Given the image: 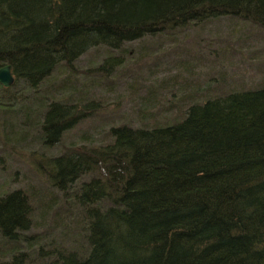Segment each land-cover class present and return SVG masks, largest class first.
<instances>
[{"label": "trees", "instance_id": "16d2710c", "mask_svg": "<svg viewBox=\"0 0 264 264\" xmlns=\"http://www.w3.org/2000/svg\"><path fill=\"white\" fill-rule=\"evenodd\" d=\"M225 17L264 34V0H0V65L14 78L0 83V141L15 123L34 127L40 149L28 160L45 179L1 187L0 264H264L263 80L189 85L183 66L160 82L163 95L147 84L137 124L108 116L84 87L68 92L70 76L48 77L97 46L107 54L82 71L107 77L124 62L109 49ZM98 117L96 141L83 130L44 152Z\"/></svg>", "mask_w": 264, "mask_h": 264}, {"label": "rangeland", "instance_id": "374dc122", "mask_svg": "<svg viewBox=\"0 0 264 264\" xmlns=\"http://www.w3.org/2000/svg\"><path fill=\"white\" fill-rule=\"evenodd\" d=\"M147 38L129 40L120 50L109 49V54H118L124 62L121 61L111 73L109 70L107 77L94 71H82L84 68L93 70L107 54L105 47L97 46L78 56L72 63L73 69L61 67L52 72L48 76L49 81L58 82L68 75L70 81L66 86L71 87L68 92L74 87H84V92H90L89 97H100L102 105H106L110 112L106 113L108 116L114 113L118 117L133 119L137 124L139 119L135 113L137 108L141 107L143 98L148 95L147 84L154 83V94L163 95L166 91H160V82L171 84L168 78L174 72L183 70V66L193 68L194 74L181 72L185 77L184 83L189 85L217 78L225 80L223 82H226V91H229L264 81V34H258L254 25L243 18H218L207 21L203 26L183 27L171 37H160V41ZM13 91L17 90L13 88L9 93ZM26 92H16L17 98L13 105L15 110L17 107L21 108L25 102L21 97L29 94V91ZM52 93L56 98L68 95L64 89ZM93 119L89 118L86 122L67 130L61 141L44 148V152L50 155L58 153L70 139L75 141V137L83 130H89L96 141L100 133L102 135L103 129L102 125H97L99 117ZM88 126L92 127L88 129ZM28 127L26 124L15 123L11 136L9 135L10 139L5 143L0 141V154L7 158V168H0V189L23 186L26 183L42 186L45 183V179L37 175L29 164L28 153L32 150L38 151L40 146L33 137L34 127ZM78 141H81V138Z\"/></svg>", "mask_w": 264, "mask_h": 264}, {"label": "water", "instance_id": "95a60500", "mask_svg": "<svg viewBox=\"0 0 264 264\" xmlns=\"http://www.w3.org/2000/svg\"><path fill=\"white\" fill-rule=\"evenodd\" d=\"M13 77L9 68V63L0 65V83L7 87L13 82Z\"/></svg>", "mask_w": 264, "mask_h": 264}]
</instances>
